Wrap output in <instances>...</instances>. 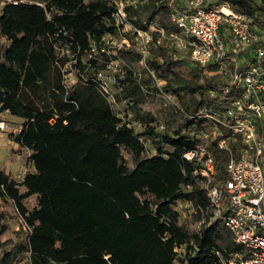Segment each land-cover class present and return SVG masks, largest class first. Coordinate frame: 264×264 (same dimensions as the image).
Instances as JSON below:
<instances>
[{"label":"trees","instance_id":"16d2710c","mask_svg":"<svg viewBox=\"0 0 264 264\" xmlns=\"http://www.w3.org/2000/svg\"><path fill=\"white\" fill-rule=\"evenodd\" d=\"M222 2L248 15L256 31L254 21L264 20V0L207 5ZM114 8L109 0L2 5L0 112L20 118V131L10 134L32 169L18 179L0 169V202L11 201L27 228L30 264H221V255L242 247L219 219L198 224L208 218L207 199L201 177L193 174L197 165L182 156L203 143L223 176L229 155L210 139L212 122L198 114L226 105L217 102L222 95L211 69L186 66L180 55L188 53L157 43L158 31L138 70L139 51L117 50L126 74L117 78L122 89L116 98L133 101L140 131L121 122L91 80L78 78L67 90L61 83L67 57L57 56L56 47L66 44L84 71L81 57L90 44L115 33ZM125 10L137 28L153 24L180 33L166 1L135 0ZM101 54L102 60L88 59L92 70L104 67L108 57ZM239 145L231 147L235 157ZM30 197L33 205L26 204Z\"/></svg>","mask_w":264,"mask_h":264},{"label":"built area","instance_id":"2783aa9c","mask_svg":"<svg viewBox=\"0 0 264 264\" xmlns=\"http://www.w3.org/2000/svg\"><path fill=\"white\" fill-rule=\"evenodd\" d=\"M163 1L172 6L171 20L179 28V34H168L153 24L147 26L152 31L133 26L127 20L125 2L114 0L115 33L104 34L99 45L90 44L86 61H81L86 64L84 71L76 67L77 54L66 44L56 47L57 56L67 57L60 68L61 83L67 90L78 78L91 80L121 122L140 131L142 123L130 109L133 101L116 98V93L122 89L117 78L125 76L126 63L114 55L119 49L131 47L124 43L114 47L112 39L125 38L122 36L125 26L134 34L132 40L140 44L133 47L141 53L139 66H145L148 44L153 40V33L158 31L157 43L165 42L179 52H187L197 65L210 68L209 74L218 78L222 95L217 102L226 105L216 111L203 109L198 114L212 122L210 139L216 141L218 148L227 151L229 157L220 177L214 157L203 143H195L182 154L185 160L197 165L193 174L201 177V188L207 199L208 218L201 217L198 224L207 219V223L219 219L234 242L241 245V251L221 255V264H264V37L254 29L248 15L234 11L226 2L207 5L215 0ZM102 52L108 57L104 67L92 70L88 59L102 60ZM210 94L213 96L215 92ZM163 97L172 102L169 94L164 93ZM53 121L52 117L49 122ZM20 122L7 125L0 117V131L11 129L15 134L21 129ZM219 125L228 130L226 135ZM238 141L235 157L231 147Z\"/></svg>","mask_w":264,"mask_h":264},{"label":"rangeland","instance_id":"374dc122","mask_svg":"<svg viewBox=\"0 0 264 264\" xmlns=\"http://www.w3.org/2000/svg\"><path fill=\"white\" fill-rule=\"evenodd\" d=\"M7 0H0V10L2 5ZM21 1H32V0H21ZM114 1V0H109ZM133 1H127L125 5L134 3ZM127 12V10H126ZM263 17L259 18V21H254V26L258 33L264 37V20ZM129 22V21H128ZM130 23V22H129ZM148 31H152L151 27H147ZM155 33V32H154ZM122 36L113 37L112 46L117 47L119 44L124 43L125 46L138 47L140 44L135 43L132 40L134 34L132 33L129 26H125L122 31ZM127 42V43H126ZM170 51L174 50L173 46H168ZM174 52V51H173ZM175 53V52H174ZM97 55H101L98 53ZM175 55V54H174ZM179 56V55H175ZM180 57L183 59L186 66L195 65L187 54H181ZM81 61H86V56L81 57ZM133 66L138 70L139 67L136 63ZM163 81L158 82V84ZM0 117L5 119L7 125L13 123H19L20 118L9 114L7 111L0 112ZM10 130L0 131V169L5 173L10 174L13 178L18 179L21 177L24 171L32 169L30 163H26V151L21 148L17 143L14 142L13 134L11 135ZM33 198L26 200L27 205H33ZM0 229L3 230L0 239L2 241V248L0 250V264H30L29 251L25 249L27 240V228L22 223V219L19 217L13 203L11 201L0 202ZM7 252V255L2 253Z\"/></svg>","mask_w":264,"mask_h":264}]
</instances>
